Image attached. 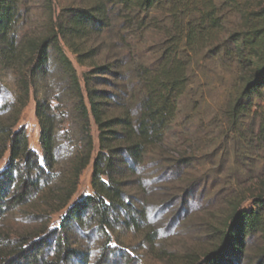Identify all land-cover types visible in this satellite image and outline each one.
<instances>
[{
    "label": "trees",
    "instance_id": "16d2710c",
    "mask_svg": "<svg viewBox=\"0 0 264 264\" xmlns=\"http://www.w3.org/2000/svg\"><path fill=\"white\" fill-rule=\"evenodd\" d=\"M82 1L50 16L46 33L36 37L20 33L29 0H0V65L16 75V94L0 110V158L8 152L0 171V264H67L80 253L73 248L74 227L112 228L121 211L124 222L139 226L129 192L142 186L146 165L162 173L170 168L165 135L187 89L188 67L222 35L243 70L224 103L225 123L241 141L264 148V110L252 112L251 135L239 129L250 114L249 98L264 92V0ZM234 15L237 22L230 21ZM114 27L117 36L125 32L140 42L148 32L160 35L155 60L124 62L117 55L99 63L98 43ZM63 47L87 69L82 80ZM49 67L67 82L70 104L47 98V87L46 98L36 97L38 154L18 123L34 80ZM68 116L71 127L64 124ZM89 165L93 192L71 204ZM252 184L232 189L226 205L202 219L203 243L185 256L187 264H264V172Z\"/></svg>",
    "mask_w": 264,
    "mask_h": 264
},
{
    "label": "rangeland",
    "instance_id": "374dc122",
    "mask_svg": "<svg viewBox=\"0 0 264 264\" xmlns=\"http://www.w3.org/2000/svg\"><path fill=\"white\" fill-rule=\"evenodd\" d=\"M83 4L82 0H29L20 33L42 36L49 28L50 16L56 18L62 9ZM237 20V16H230V21ZM114 28L98 43L102 53L97 57L99 63L112 62L117 55L124 62L152 63L155 60L160 35L148 32L140 42L138 37L125 32L117 36L118 28ZM63 49L82 80L87 69L77 64L67 48ZM233 49L231 41L222 35L193 57L188 67L187 89L178 101L177 115L165 135L163 150L173 159L171 166L162 173L146 165L142 186L129 192L136 208L139 207V211H134L139 226L124 222L126 213L121 211L120 220L112 228L74 227L70 235L73 248L80 253L72 255L67 264H187L185 256L203 243L202 219L224 207L232 189L253 187L255 178L264 172V148L241 141L225 123L222 113L224 103L238 88L243 74L242 64ZM51 68L45 76L34 80L29 102L18 123L38 154L41 150L35 116L36 97H45L47 87L50 89L47 98L60 97L64 108L70 104L66 96L67 82L58 77L56 67ZM109 81L117 82L111 76ZM99 88L109 86L102 84ZM15 94L16 75L0 65V110ZM249 101L250 114L239 127L241 136L251 135L247 130L255 129L257 120L252 112L258 108L264 110V92L250 97ZM64 124L71 127L72 118H65ZM91 130L94 144L98 146L94 124ZM7 158L8 152L0 158V171ZM79 181L71 204L93 192L91 165L83 171ZM60 215L54 216L53 225L59 224ZM146 230L152 231L151 237L145 236Z\"/></svg>",
    "mask_w": 264,
    "mask_h": 264
}]
</instances>
